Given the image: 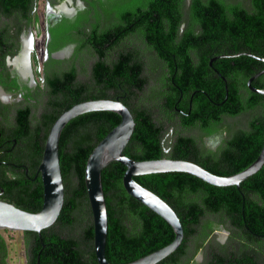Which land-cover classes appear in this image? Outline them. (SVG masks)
I'll use <instances>...</instances> for the list:
<instances>
[{
  "label": "trees",
  "instance_id": "trees-1",
  "mask_svg": "<svg viewBox=\"0 0 264 264\" xmlns=\"http://www.w3.org/2000/svg\"><path fill=\"white\" fill-rule=\"evenodd\" d=\"M29 1L0 0V15L10 16L15 11L25 14ZM122 1V8L108 3L104 29L100 30L97 21L80 46V49L91 47L98 57L94 66V88L90 92L83 85H66L62 90L63 110L94 99L122 101L132 111L136 122L124 153L137 161L186 160L219 176L234 175L249 167L264 144V116L253 120L250 131L235 133L218 157L200 156L195 141L188 138H179L172 151L166 152L162 142L164 127L155 122L151 109L135 102L148 83L142 76L144 62L138 60L134 51L120 54L112 63L106 58L122 39L139 33L168 69L161 79L163 91L158 93L161 107L173 109L181 100L185 103L182 107L189 112L192 101L194 118L184 124L209 128L213 123H220L223 116H236L261 106L264 101V95L254 93L247 85L253 75L264 70V61L259 59H264V0H251L250 9L226 0H194L191 22L182 37L178 36V25L182 21L181 0H173V3L172 0ZM157 11L160 16L156 15ZM165 13L175 19L169 30L162 25ZM136 17H143V21L134 23ZM196 27L201 31H195ZM115 28L121 29L116 33ZM7 43V32L0 30V66L3 67ZM71 75L74 77V72ZM252 86L264 88V74L254 80ZM243 90L250 100L243 98ZM204 111H209L210 115L202 116ZM120 122L121 117L114 112L97 111L76 117L63 130L59 156L65 186L64 207L56 224L43 230L41 237L35 232H24L29 264H99L92 249L94 229L85 184L86 164L98 143ZM0 132H4L1 124ZM126 169L125 165L113 162L102 173L109 224L106 255L112 264L136 261L169 245L175 238L168 222L127 193L123 185ZM135 180L170 204L184 228L182 245L158 264H187L184 259L189 241L196 235L201 240L214 230L212 220L199 230L206 216L227 219L252 242L230 256L214 253L209 264H260V253L254 245L264 242V167L240 187L213 186L183 172L143 175ZM0 182L6 186L7 179ZM16 200L17 207L39 212L43 206L42 183L33 193L22 186ZM85 207L91 214V220L86 222L83 220ZM78 228L79 235L75 233ZM64 230L68 231L66 236L62 235ZM82 244L87 249L83 250ZM7 258V241L0 232V264H8Z\"/></svg>",
  "mask_w": 264,
  "mask_h": 264
},
{
  "label": "flooded vegetation",
  "instance_id": "flooded-vegetation-1",
  "mask_svg": "<svg viewBox=\"0 0 264 264\" xmlns=\"http://www.w3.org/2000/svg\"><path fill=\"white\" fill-rule=\"evenodd\" d=\"M110 1L115 0H43L44 7L39 8L40 0H30L29 9L25 14L15 11L10 16L0 15V30L7 32L8 40L5 46V67L0 66V124L4 129L3 133L0 132V180L7 179L6 186L0 182L1 200L14 204L22 186L33 193L41 183L43 185L39 166L50 130L57 118L66 111L61 105L65 97L63 88L65 89L66 85H83L88 87L90 92L94 88V66L98 57L91 47L80 49V46L97 21L101 25L100 30L104 29L105 19L98 18L104 16ZM181 1L182 21L178 25L179 37L184 35L190 25L194 0ZM168 13L162 17L165 30H169L175 22ZM156 15L160 16V12L157 11ZM142 21L143 17L133 20L134 23ZM118 29L115 28L116 33L119 32ZM195 31L200 32L201 28L196 27ZM145 48L155 54L156 70L158 75L163 77L168 70L164 61L139 33L122 39L108 52L106 61L112 63L120 54L134 51L138 60L144 62L142 76L147 77L149 68L145 61ZM84 50H87V53L82 58L80 52ZM216 58L212 59L211 65ZM195 60L199 59L195 56ZM71 72H74V77ZM60 79L63 81H59ZM146 87L147 85L144 90ZM142 93L143 91L139 92ZM242 94L246 101L250 100L245 90ZM59 99L61 100L58 101ZM184 105L180 100L173 109L162 107L161 117L155 119L158 125L164 127L162 142L166 146V152L172 151L179 138H188L195 141L196 151L200 156L207 157L212 154L218 157L235 133L250 131L253 128V120L264 116L262 101L261 106L233 117L223 116L220 123H213L209 128H204L201 124H184L186 120L194 118L192 101L189 112L182 107ZM26 111L27 115L23 116L22 113ZM201 115L208 117L210 112L204 111ZM154 116L157 117L158 114ZM168 126L170 128L166 132ZM211 219L210 216L204 217L199 230ZM215 232L213 230L201 240L197 235L194 236L197 237L194 240H197L198 253L205 250L209 254V262L213 261V254L216 253L213 242L209 241ZM191 242L192 239L188 243V254L184 261L198 264V259H188ZM81 248L85 250L87 246L82 244ZM222 252V255L229 256L234 253L232 250Z\"/></svg>",
  "mask_w": 264,
  "mask_h": 264
},
{
  "label": "water",
  "instance_id": "water-1",
  "mask_svg": "<svg viewBox=\"0 0 264 264\" xmlns=\"http://www.w3.org/2000/svg\"><path fill=\"white\" fill-rule=\"evenodd\" d=\"M58 55H56L57 57ZM259 58V57H257ZM264 61V59L259 58ZM212 61V60H211ZM264 74V70L248 80V88L264 95V88L257 89L252 82ZM110 111L121 117L120 124L110 131L90 154L85 172V184L92 212L94 251L99 264H112L106 255L108 239V210L102 184L103 170L113 162L126 166L123 177L125 190L133 198L161 216L173 228L175 238L169 245L128 264H158L176 252L184 241V228L176 211L164 199L135 180L137 176L183 172L196 176L218 187L237 186L264 167V144L258 158L243 171L229 176H219L191 161L172 158L137 161L127 156V148L136 126L130 108L120 100L94 99L73 105L64 111L53 124L48 135L39 172L43 182V206L39 212L23 210L0 199V230L35 232L53 227L59 219L65 203V186L60 164V139L67 124L78 116L90 112ZM40 264V262H38Z\"/></svg>",
  "mask_w": 264,
  "mask_h": 264
},
{
  "label": "rangeland",
  "instance_id": "rangeland-1",
  "mask_svg": "<svg viewBox=\"0 0 264 264\" xmlns=\"http://www.w3.org/2000/svg\"><path fill=\"white\" fill-rule=\"evenodd\" d=\"M41 1V5L39 8H43L44 4H42L43 0ZM228 3H241L244 7L250 9L251 8V0H227ZM109 4H117L120 8L124 6L122 0H115L109 2ZM105 17H99L98 20H103ZM145 51V61L147 67L149 68L147 73V87L140 94L139 98L135 101L136 105L141 107H147L151 109L153 115L158 114V116H154V119H159L160 116V109L162 108V101L158 98V93L163 91L164 84L162 83L161 79L162 76L158 75V71L156 70V62H155V54L150 53L149 50L146 48ZM87 50L80 52V56L83 58ZM171 126V125H170ZM167 127L166 132L170 128ZM85 212H83V220L86 222L87 220H91V214H88L89 209L85 207ZM223 219V218H222ZM214 224V230L216 231L212 238L209 240L213 242L212 245L214 246L215 252L221 253L222 250H232L234 252H238L241 248L245 245H250L252 242L248 240L247 236L241 230H238L232 226V224L227 220H221L220 217H212L211 219ZM65 233L62 235H67L68 231L64 230ZM1 234L5 237L7 241L8 247V264H28L29 260V252L26 246V235L22 231H10V230H0ZM77 235L81 233L80 229L78 228ZM197 237L192 239V242L189 244V255L188 259L194 261V259H198V264H209V257L206 251H199V247H197ZM205 242V241H204ZM252 246V245H251ZM259 251V263L264 264V242L258 241V243L254 245ZM187 264L190 262L184 261Z\"/></svg>",
  "mask_w": 264,
  "mask_h": 264
}]
</instances>
